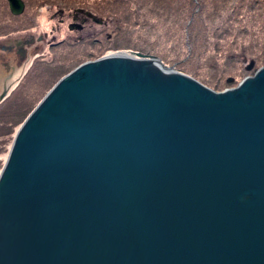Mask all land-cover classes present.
<instances>
[{
  "label": "water",
  "instance_id": "1",
  "mask_svg": "<svg viewBox=\"0 0 264 264\" xmlns=\"http://www.w3.org/2000/svg\"><path fill=\"white\" fill-rule=\"evenodd\" d=\"M0 264H264V68L223 93L138 51L66 75L0 174Z\"/></svg>",
  "mask_w": 264,
  "mask_h": 264
},
{
  "label": "rangeland",
  "instance_id": "2",
  "mask_svg": "<svg viewBox=\"0 0 264 264\" xmlns=\"http://www.w3.org/2000/svg\"><path fill=\"white\" fill-rule=\"evenodd\" d=\"M26 1L25 12L18 17L11 14L6 0H0V95L7 76L12 73L14 80L7 83L11 86L9 99L22 94L20 98L27 97L33 109L57 80H40L37 67L30 77L25 75L42 61L52 63L51 67L59 64L69 68L61 77L64 78L80 65L96 61L107 52L138 51L156 55L166 66L193 77L217 93L237 88L264 68V0L228 3L203 0L206 6L197 7L200 14L203 12L190 24L191 35L187 33L184 15L175 14L178 9L175 0H166L160 9H155V0ZM79 10L84 16L90 11L102 14L97 17L106 25L89 20L84 30L71 31L69 26L74 25L73 17ZM241 28H247L248 32L241 34ZM195 35H200V42L194 55L188 37L191 40ZM30 37L35 43L24 44L19 49L16 43L26 42ZM10 46L11 51L1 50ZM252 60L257 61L256 65L248 71ZM228 78H234L235 83L227 84ZM24 86L23 92L20 88ZM6 110L0 111V134L7 130L2 123ZM20 124L14 127L13 134L0 135V174Z\"/></svg>",
  "mask_w": 264,
  "mask_h": 264
},
{
  "label": "trees",
  "instance_id": "3",
  "mask_svg": "<svg viewBox=\"0 0 264 264\" xmlns=\"http://www.w3.org/2000/svg\"><path fill=\"white\" fill-rule=\"evenodd\" d=\"M7 1V0H6ZM169 1V0H168ZM230 0H224V2H229ZM23 2L26 5V0H23ZM156 2V6L155 9H160L161 6L163 5V3H167L166 0H155ZM171 2V1H169ZM175 3L178 4V9H176L175 14H179V15H184L185 17V22H187L188 27H186V30L188 31L187 33L189 35H191V30H192V24L194 23V21L196 20V18L199 16L200 14V10L199 8H203L204 6H206V2L203 3V0H175L173 1ZM258 1H255V3ZM8 3V2H7ZM158 3H161L160 5ZM250 3V2H249ZM54 4V3H53ZM60 5H63L61 3H57ZM45 5V3H44ZM254 5V4H253ZM9 6V4H8ZM199 6V8H197ZM255 6V5H254ZM218 7V6H217ZM219 9H221L220 7H218ZM217 8V9H218ZM254 8V7H251ZM171 9V8H169ZM10 10V8H9ZM239 10V8H238ZM11 12V11H10ZM92 14H94L95 16H100L102 14H99L98 12L95 11H90ZM203 12V11H202ZM201 12V14H202ZM154 13V12H153ZM12 14V13H11ZM200 14V15H201ZM13 15V14H12ZM23 15V14H22ZM15 16V15H14ZM21 16V15H20ZM188 16V17H186ZM19 17V16H18ZM177 18V17H175ZM184 22V23H185ZM191 24V25H190ZM248 32L247 28H241L240 29V33L241 34H246ZM188 35V36H189ZM196 37V38H195ZM207 37V36H206ZM198 39V40H197ZM188 43L190 44V49L192 51V54H194V51L196 52V50L198 49V44L200 42V35H195V36H191V40L188 37ZM243 51H245L243 49ZM184 53V52H182ZM152 55V54H149ZM154 55V54H153ZM195 55V54H194ZM192 55V56H194ZM156 56V55H154ZM245 59V58H244ZM257 61L256 60H252L250 62V64L247 67L248 71H251L254 69L255 67V63ZM251 63H253V67L251 69H249V66L251 65ZM52 63H45V61L42 62H37L35 64V66L32 67L31 71L29 73H26L25 75L27 76H31L35 70V68L37 67L38 71H40L41 73L39 75H37V77L40 80H45L46 78H51V80H55L57 78V80L54 81V85L50 88V90L60 81V78L63 76V74H66L67 71L69 70V68L64 67V66H59V64H55L53 67H51ZM58 66V67H57ZM35 76V75H34ZM33 76V78H34ZM62 79V78H61ZM230 79V78H228ZM227 79V81H228ZM234 79V78H232ZM226 81V82H227ZM45 82V81H44ZM47 82L44 83V86ZM235 83V79L234 82ZM233 83H228L227 84H233ZM20 88V87H19ZM25 86L22 88H20L23 92L25 91ZM24 89V90H23ZM18 90V89H17ZM20 91V90H19ZM22 94L19 95H15V98L13 100L9 99V96L0 104V109H7L8 112H5L6 114H4V119H2V123L4 124V127L7 128V130L4 132V134H0V135H11L14 133V127L18 126L20 123H24L26 121V119L29 117V115L33 112V107L31 106V102L27 99V97H23L20 98ZM9 99V100H8ZM8 100V101H7ZM0 110V111H1ZM6 110V111H7ZM20 124V125H22Z\"/></svg>",
  "mask_w": 264,
  "mask_h": 264
},
{
  "label": "flooded vegetation",
  "instance_id": "4",
  "mask_svg": "<svg viewBox=\"0 0 264 264\" xmlns=\"http://www.w3.org/2000/svg\"><path fill=\"white\" fill-rule=\"evenodd\" d=\"M84 12H77V14H75V16L73 17V20H74V23L75 24H82V28L81 29H77L75 28L76 30H84V27H85V24L89 22V20L91 21H94L93 18H87V16L83 15ZM81 16H84V17H81ZM100 19V18H98ZM97 23V22H96ZM98 24V23H97ZM99 25H106L104 20L102 19V23L99 24ZM35 43V39L33 37H30L29 40H27L26 42H23V41H18L16 43V45L19 47V49L24 45V44H27L28 46H31ZM12 47H2L1 50L3 51H11ZM14 80V74H10L7 76L6 78V83H5V86L7 85V83H11L12 81ZM8 86V85H7ZM10 87V86H9ZM5 89V87H4ZM4 91V90H3ZM3 93V92H2Z\"/></svg>",
  "mask_w": 264,
  "mask_h": 264
}]
</instances>
